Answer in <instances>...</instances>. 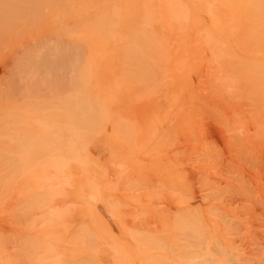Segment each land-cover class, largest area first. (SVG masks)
Segmentation results:
<instances>
[{
  "label": "bare ground",
  "instance_id": "1",
  "mask_svg": "<svg viewBox=\"0 0 264 264\" xmlns=\"http://www.w3.org/2000/svg\"><path fill=\"white\" fill-rule=\"evenodd\" d=\"M76 1H78V0H76ZM87 1L88 0H86L85 3ZM91 1L93 2L95 0H91ZM107 1H109V0H107ZM116 1H120V2H118L119 5L118 4L114 5L117 3V2L113 3L114 1L113 2H110V1L107 2L109 4L111 3V5L113 3L112 7H110L111 5L109 6V4H108V6H109L108 11H106L108 8L107 9L102 8V6L103 7L107 6V4L106 5L104 4V2H102L103 3L102 4L101 1H98V3H101L100 6L96 5V3L93 4V5H96L97 7L91 6L92 8L95 7L91 11H95V12L99 11V13L97 14L98 18L96 17V14L94 16L92 15L93 18L96 17L94 20L90 16L91 15L90 13H94V12L90 11L91 7L89 9L87 8V11L84 10L83 8L80 9V10H82L81 14L82 13L84 14V15L82 14L83 18L79 14L80 12L79 13L76 12V14L73 13V10H72V12H70L69 11L70 6H69V8L67 6V5H69L70 0H0V264H53V263L54 264L55 263L56 264H86V262L87 261L90 262V259H92V258H93L92 261L96 262V261H94V259L97 260L100 257L99 254H101L102 255L101 257H103L104 255H108L109 254L108 252L110 250H111L110 253H112V250L115 251L117 249V245H118L117 242H120V244H121V241H123V240H121V238L118 239L119 236L116 239L115 235H114L115 240L113 241L114 238L112 236L113 234L117 233V231L120 232V231L124 230L121 227L124 224L123 221H120L121 223H123V224L119 223L121 225H119L117 223V222H119V220H117V222H114V223L112 221V223L114 225H115V223L118 224V226L116 225L117 226L116 228H118V229L116 232H115L116 229L115 230L110 229L111 232L114 231L115 233L113 232L112 235L110 233V234H108L107 237L103 238L105 240L107 239V242H105V244L107 245V246L105 245V250L108 249V252L105 251V253L107 252V254H104L103 253L104 251L99 253L100 251L103 250L102 248H104V245H103L104 242L100 243L102 240L101 241L99 240L100 239V237L98 238L99 232H98V234H96L97 233L96 231L100 230V231H102V234H103L106 230L109 229L108 227L111 224L110 219L112 218L111 213L113 212V211H111V213H109L110 218L108 216H106L105 214H103V215H105L106 218L107 217L109 218V219L107 218L109 221L105 217L103 218L105 223H106V220L109 223V224L106 223L108 225L107 226L102 221L103 219H102L101 213H103L104 210L100 204L101 202L98 203V201L102 197V195L99 196L100 194H102V193L99 194V192H107L108 188H106L107 187L106 184H108V183H106V184L103 183L101 181V179H99V178L102 177L103 174L106 175L107 172L103 173V174H101V173L105 169H107L109 167V165H111L110 162H112V163L116 162L115 160L114 161L112 160L114 158V154H116L115 151L113 154L112 150H117V149H112L111 144L115 143L119 139V137H118L119 131L118 132L115 131V133H109L103 137L101 136V134H97L99 132L95 131V129L92 128L90 123H92V118H94V116L99 117L101 114H100L99 110H96L94 112L93 107H95V106L100 107L102 105L107 107L110 104L116 103L118 105V103L121 104L123 102V105H127V106L126 107L124 106L125 109L120 114L121 116L120 117L117 116V117H119L118 119L122 122L131 120L129 122L128 128L131 129V133H134V137L138 136L140 130H143L144 128L147 127L146 129H148L147 131H149L148 141L149 142L154 141V140L158 141L157 145H155L153 148H151V150L156 148V150L158 149L159 151H161V153L165 154L160 148H164V149L165 148H189L190 141H191V140L189 141V139H191L190 138L191 136L189 137L190 134L186 135L187 133L186 134L182 133V135L179 134V136H177V135L172 133V132H174L172 130V123H173L172 121H174V119H176V117L178 118V116H177L178 114L179 115L182 114L180 112V110L182 108L181 106H179V108L177 109V113L175 114V116L170 117L169 120L164 123V126H162V124H160L156 121H151L152 120L151 118L157 117V115H158L157 106L160 105L159 104L160 102H167V104H168L169 103L168 101L172 100L171 101L172 104L173 103H175L176 105H178V103L181 104L179 93L174 94V92L172 91V88L177 86V85H182V84L187 83L189 81H193L194 77H192L193 75H191L192 74L191 70H188L189 67L193 68V70H194L195 66L200 68V70H199V68H198V70H197V68H195L197 71H194L193 74H195L196 76L199 74L198 71L202 72L201 68H203V66H205V64H206L205 61L207 59V58L205 59V53L204 52H205L206 48H208V47L205 48V46H206L205 44H207V43L200 41L201 36H200V38L197 39V37H198L197 35L198 34L202 35L201 34L202 32L198 33L201 29H202L201 31H205V29H206L207 32H203V33L207 34L209 32L208 27L210 28L211 24L208 27H206L208 24L206 23L207 24L206 25L204 22L207 19L206 20L202 19L201 21L204 20L202 22V24H200L201 21L199 20L200 25L197 23L198 26L195 27L196 23H194L193 20H194V18H195L194 16H196V14L192 12V10L194 11L195 9L191 10L189 8V10H191L190 11L191 15L189 14L190 12H188V14L186 12L182 13V14L184 16L186 14V17L189 15H190L189 17H191V18L194 17L193 19H191L193 21V23H191L187 19L190 27L188 25V28H185L186 25H184V22H182L181 20H183V21H186V20H184V16L181 14L183 18L181 17L182 19L180 20L182 22V24L181 23H180V25L178 24V26L180 28L176 29V32H175L174 28L172 29V31H170L171 29L170 30L167 29V30H169V32L167 31L166 36H168V34H169V38H172V39H169V41L171 40L172 45L170 44L171 45L170 48H168V50H166V52H163L164 47L166 49V46L168 44L164 46V44L162 42H160L161 41L160 39H158L159 41L156 42L157 46H155L156 44L151 45L150 44L151 41L150 42L147 41L149 44L148 43L146 44V38H148L147 36H145L146 37L145 40H144L143 36H141L144 41L141 39V37H140V39H141L140 41H142V42L139 41L138 37L140 36V34L138 36L137 33L136 34L134 33V32H137V30L139 31V29L136 28V27H138V23L136 25L134 23L135 22L134 20H136L137 18H135L134 20L132 19L133 21H130L129 17H128L130 15H128L127 17L125 16L123 21H122V17H121L122 15L121 14H122V12L126 13L125 10L127 8L125 10L124 9L121 10V13H120L119 8H121V7H119V6H121L122 3H121V0H116ZM131 1L133 2L136 0H130V4H128L129 1H127L128 3H125V6H126V4L130 6V7H128V10L131 9V7H135L133 5L134 2L132 4L133 6L131 5V3H132ZM190 1H192V0H189V2ZM139 2L138 3L135 2L136 4H138V7L140 4ZM185 2H187V0ZM233 2L234 1H232V3ZM248 2H249V0H248ZM263 2H264L263 0H258V3H259L258 9H259V12L261 11V14L264 13V11H263L264 10V3ZM146 3L144 5H146ZM234 3H236V2H234ZM234 3H233V5H234ZM70 4H72V3H70ZM86 4L88 5L89 3H86ZM147 4H149V3H147ZM56 5H59V6L63 5V7H61V8H62V11L64 10V12H62L61 8H60V11L62 12L63 15H61V12L58 13L59 10H57V12H56V9H58V8H55ZM73 5L75 6L76 3ZM85 5L83 7H85ZM190 5H191V2H190ZM195 5H197V4H195ZM116 6H118V8ZM183 6H184V4H183ZM241 6H240V8H241ZM65 7H67V8H65ZM71 7L74 9L73 6H71ZM113 7H114V9H113ZM195 7H197V6H195ZM224 7H226V6H224ZM53 8H55V10H53ZM98 8H99V10H98ZM110 8L112 10V17L115 16L114 18H112L110 13H109ZM136 8L137 7H135L136 12H134V9L132 8L133 9L132 12L134 14L131 12V10H129V14L131 13V16H134L135 13H137V12L139 14L140 13L139 10H143L142 8H145V6L140 7L139 10H136ZM260 9H262V10H260ZM102 10H104V11H102ZM114 10H117L119 12V14L117 15L116 13H118V12L114 11ZM85 11L88 14L85 15ZM101 11H102V14H101ZM113 11H114V14H113ZM187 11H188V9H187ZM203 11H207V10H203ZM225 11L223 10L221 12L222 14H220L222 18L229 17V12H227V11L225 12ZM243 11H245V10H242V13H244ZM246 11H247V9H246ZM106 12L108 14L104 15ZM158 13H160V12H158ZM192 13H193V15H192ZM197 13H199V12H197ZM247 13H249V12H247ZM255 13H256V11H255ZM78 14H79V16H78ZM217 14L218 13H216V15ZM60 15H61V17H60ZM109 15H110V17H109ZM119 15H121L120 16L121 17L120 23L116 19L119 17ZM242 15L246 17V15H244V14H242ZM104 16H108L109 18L106 19V17H104ZM138 16L139 15H137V17ZM140 16H142V15H140ZM153 16L154 15H152V17ZM175 16H177V15H175ZM209 16L207 15V17H209ZM211 16H213V15H211ZM252 16H255V15H252ZM77 17H78V19L80 17L82 20L76 19ZM158 17H159V15H158ZM166 17H168V16H166ZM84 18H85V20H84ZM86 18H89V19H87L88 21H91L90 20V18H91L94 23L96 20H98L100 18L98 21L100 23H102V21H103L104 22L103 26L108 24L106 26L107 31L105 33L109 34V31L112 32V33H110L109 37L111 36V34H114V32L117 33L116 27L120 24L123 31H127V33L126 32L125 33L121 32V33L127 34L128 38H127V35H123V34L122 35L124 36L125 39H128V40H125L124 38L121 39V36L119 39L118 37H119V35H121L120 33L114 34L113 37H111V38L117 37L119 40L117 38H116V40L113 39L116 42H114L113 40H109L108 35H106L104 33V36H103V32H104L103 29H105V28L103 26H101V24H99L98 21H96L95 24L93 22L86 23V22H88L86 20ZM103 18H105L107 20V24L105 23L106 20ZM211 18H213V20H215L214 16ZM110 19L116 20L119 24L115 27L113 26L111 29L110 27L112 26V24H115L117 22L116 21L114 22V20H110ZM144 19H146V18H144ZM227 19H229V18H227ZM241 19H242V17H241ZM139 20L143 21V17L137 19L138 22H139ZM78 21H84V22L79 23ZM109 21L111 22L110 27H108L109 23H110ZM155 21H157V20H155ZM155 21L153 19V22H154L153 24L157 25V23H158V27H159L160 23L157 22L155 24ZM176 21H178V20H176ZM187 21H186V23H187ZM248 21H251V20H248ZM150 22H151V25H150ZM150 22H146V23H148L150 28H151V29L150 28H148V29L152 30L153 29V27H151L152 21H150ZM208 22L210 23L211 21L209 20ZM91 23H92V25H89ZM177 23H179V22H177ZM213 23H215V21ZM80 24L84 25L85 27H83V26L81 27ZM86 24H88L91 29ZM96 24L100 26V29H98L99 26H97ZM141 24L144 25L145 23L142 22ZM76 25H77V27H76ZM143 25H141L140 27H142ZM174 25H177V24H174ZM183 25H184V27H183ZM212 25H211V27H212ZM86 26L91 31L93 30L91 32L92 34L90 33V31H89V33H87L88 29L86 28ZM133 26H134V28H136V30L133 29L134 31L131 30ZM149 26L147 25L146 27H149ZM160 26H163V25H160ZM102 27H103V29H102ZM144 27H145V25H144ZM158 27L156 26L155 29H157ZM172 27H174V26H172ZM113 28L114 29L116 28L115 31L113 30ZM159 28L161 29V27H159ZM247 28H249V27H247ZM255 28H257V26ZM108 29H109V31H108ZM142 29H144V28H142ZM146 29H144V31ZM155 29L153 32L157 33V31H155ZM98 30L99 31L101 30V32H102L101 33L102 35H98V36H103L104 39H102L101 37L98 39L97 38L98 36L97 37L92 36L93 32H95L96 35H97V33L100 34V32ZM150 30H148V31H150ZM226 30L230 31L228 29V27L226 28ZM128 31H132L134 34L131 33L133 35L131 37L133 38L135 35L136 38L132 39L130 37V33ZM140 31H141V29H140ZM160 33H162V32H160ZM89 34H91V35L89 36ZM210 34H212L211 31H210ZM105 35L107 38H105ZM209 35H207V36H209ZM204 36H205V34H204ZM223 36L226 37V35H223ZM150 37H151V35H150ZM206 37H204L203 39L206 40ZM228 37H229V34H228ZM100 39H102L104 41H102ZM108 40H109V42H106ZM147 40H149V39H147ZM165 40H167V39H164V41ZM208 40L211 41L212 39L211 40L208 39ZM226 40H228V39L226 38L224 41H226ZM171 42H169V43H171ZM196 42H197V44L199 42V45H200V42L202 43L199 49H202V50L205 49L204 52L203 51L200 52L197 49L198 46L196 45ZM210 44H212V43L210 42ZM140 46L144 49H139V50L135 49V48L140 47ZM202 46H204V47L202 48ZM167 47H169V46H167ZM216 47H218V46H216ZM211 48H212V46L210 47V49ZM194 49H197L196 51H199L201 54L202 53L204 54V59L202 58L203 56L201 58L205 61L202 60V63H200L201 59H200V57H198V59H200V60L196 64L197 57L194 54L195 53ZM135 50H137V51H135ZM157 50H159L160 53H158ZM162 52H163V54H162ZM191 52L192 53L194 52L193 53V59H191V60L193 61L196 58V61L195 62L193 61L194 63H192V61H189V60L187 62V60H186V58H188L190 56ZM207 52L209 53L210 50L208 49ZM207 52H206V54L209 55L210 53L208 54ZM249 52H250V50H249ZM194 56H195V58H194ZM197 56H199V55H197ZM191 57H189V59ZM210 58H212V57H210ZM199 63L201 65L202 64H204V65H202V67H201ZM207 64H208V62H207ZM245 64H246V62H245ZM253 66H255V65H253ZM212 67H210V68H212ZM145 71L153 72L156 77H158L159 75L164 76V78L161 79V80H163L162 85H160L159 87H153V89H151L152 87H149V86L146 87V85H143L144 87H146V89H141L143 86L141 87L140 81H142L143 84H144V82L146 83V78H144V76L142 75V74H144ZM258 71H260V70H258ZM189 72H191V73H189ZM195 72H197V73H195ZM203 72L208 73L207 68ZM210 73H212V72H210ZM196 76H195V78H197ZM254 77H256V76H254ZM248 78H249V76H248ZM241 79H242V77H241ZM245 79H247V78H245ZM238 80L239 79H237V81ZM247 81H249V80H247ZM256 81H258V80H256ZM261 81H262V86H263L264 75H263V77H261ZM201 82H202V80H201ZM259 85H261V83ZM250 86H252V85H250ZM262 86L259 88L264 89V86L263 87ZM84 87L86 89L85 91H84ZM81 88L83 89V91H81ZM157 88H160L161 90H158ZM254 90H256V88ZM192 91L193 92H191V95L195 96L196 95V94H194L195 91L194 90H192ZM261 92H263V93H261ZM170 98H172V99H170ZM263 98H264V91L260 89V93L257 92V94L255 96V100H256L255 105L257 106V108L255 107V109L256 110L260 109V112H262V113H260L257 116V119L255 120L257 123L254 122V125H255V123L257 124L256 125L257 127H255V128H257L256 129L257 131H255V132H257L256 133L257 135L254 134L255 139H257V137H259V136L260 137L257 139V141H255V143H254L253 139H249V141L246 144V140L248 139L247 136H245L247 139L244 137L245 141H243L244 139L242 136L238 137V136H235L237 134L233 133L234 137L231 136L232 134L230 136L232 138H235V139L238 137V139H236V140H239V141H237V146H238V144H239V146L241 144L240 147H242V148H254V145L253 144L251 145V143H254L257 145V146L255 145L257 148H264V115H263L264 114L263 113L264 112V102L262 100ZM202 99H203V97L201 98V100ZM192 100L189 99V102L190 101L192 102ZM187 102H188V100H187ZM192 103H195V102H192ZM252 103H253V101H252ZM163 104H165V103H163ZM167 104H165V105H167ZM172 104H170L169 107L171 106V108H172L173 107ZM187 104H186V106H187ZM189 104H188V108H189ZM162 107H163V105H162ZM169 107L165 108L164 110L168 111ZM183 107H184V105H183ZM201 108H203V107H201ZM185 110L189 111L187 108H185ZM197 111H198V109H197ZM253 111H254V109H253ZM195 112L193 111L192 113H195ZM185 113H187V112H185ZM256 113H258V111ZM166 114H167V112H166ZM187 114H189V113H187ZM195 114H193V115H195ZM127 116H132V117H131V119H129ZM164 116H166V115H164ZM183 116H186V114L185 115L182 114V117ZM189 116H191V115H189ZM186 117L185 118L183 117L182 119L181 118L180 119L181 120L184 119V121H183L184 123L187 120L190 123V121L192 120L191 124H196V123H193L194 118L189 120ZM189 118H191V117H189ZM185 119H186V121H185ZM177 120H179V119H177ZM188 121L186 122V124H189ZM89 124H90V128L87 127ZM180 124H182V121L179 122L178 124H177V122L175 124V121L173 123L174 127H176L175 129H177V128H182L183 130L187 129V125L185 126V124L184 125H180ZM249 133H253V132H249ZM243 135H245V134H243ZM248 136H250V135L248 134ZM240 137H241V139H240ZM251 140L253 142H251ZM206 143H208V142H206ZM234 143L235 144H233V145H236V142H234ZM242 143H244V144H242ZM237 146H235V147H237ZM200 147L202 148V146H200ZM209 147L210 146H208V148ZM240 147H237V148H240ZM133 148H136V146ZM141 148H142V150H144L143 148H146V147H141ZM120 149H122V148L120 147ZM125 149L128 150L129 148L127 149V148L123 147L122 150L125 151ZM146 149H148V148H146ZM133 150L134 149H131V152ZM139 150L140 149L138 148V151ZM142 150H141V153H142ZM151 150L149 148V151L148 150L147 151L150 152ZM153 151H155V149L152 150L153 154H155V152H157V151H155V152H153ZM148 152L147 153L144 152V153H142V155H145V154L148 155ZM172 152L175 153V149H174V151L172 150ZM120 153H121V151H120ZM120 153L116 154V155L119 157H122L123 160H126V162H127L128 160L124 159L126 154H125V156H123V154L126 153V151L125 152L122 151L121 156H120ZM135 153L138 154V152L136 151V152H134V154L132 153V155H134L133 156L134 160H136L134 158ZM141 153H140V155H141ZM153 154H152V156H153ZM170 154L172 156V153H170ZM177 154L180 156L181 152H180V154L179 153H177ZM177 154H174V155H177ZM128 155H129V153H128ZM128 155L125 158L132 156V155L131 156L130 155L128 156ZM149 155L151 156V154H149ZM150 156L147 157V159H145V160L142 158L144 160V161L143 160L142 161L145 163V165L147 164V166L149 163H152V161H153V164L155 162V160H153L154 157L151 158ZM157 157H159V156H157ZM189 157H188V159H190ZM204 157H206V156H204ZM208 157H209V155H208ZM245 157H246V155H245ZM115 158L117 159L116 156H115ZM164 158H169V157H164ZM168 160H167V163H168ZM171 160L172 159H170L169 161H171ZM178 160H179V157H178ZM191 160L193 161V158ZM117 161L119 162L118 159H117ZM121 161L122 160H120L119 164L122 166L123 163L121 164ZM122 162H125V161H122ZM129 162H130V168L128 167L129 170H127V172L123 171V170H126V168L122 170V167L120 165H118L120 168L117 167L118 171L122 170L123 171V172L121 171L122 173H124V174L127 173L125 175L126 177L127 176L132 177V176H134V174H136V173H134V170L132 171V169H131L134 167V166L131 167L132 166L131 164L133 163V161H128V163ZM138 162H140V161H138ZM164 162L166 163V159L164 160ZM194 162H196V161L194 160ZM134 163H135V161H134ZM162 163H161V165L163 166V164H165V163H163V164ZM172 163H175V162H173V161L170 162V164H172ZM114 164H112V165H114ZM155 164H154V167H152V169L156 168ZM134 165H136L140 168L141 166L143 167L144 164L139 165L138 163L137 164L135 163ZM253 165H255V164H253ZM128 166H129V164H128ZM151 166H153V165H151ZM125 167H127V166H125ZM145 167H143V168H145ZM159 167H161V166H159ZM179 167L182 168L180 165H179ZM115 169H113V168L110 169V170L114 171L115 175L112 174L111 176H113V177H111V179H110V177H108L109 179H107V177H106L105 180L106 179L108 181L111 180L110 182H112V178H113V180L116 182L117 179H119L121 177V173H120V176H117V172H116L117 170H115ZM133 169H135V171H136L135 167ZM145 169L148 170V168H145ZM168 169L170 171L172 170L171 167H168ZM156 170H158V167L155 169V172H156ZM163 170L164 169H162V172H163ZM176 170H177V167H176ZM228 170H229V168H228ZM105 171H107V170H105ZM130 172H132L134 174L132 175V173H130ZM145 172H146V170H145ZM204 172H206V171H204ZM128 173L131 174V176ZM139 173L141 174V171H139L138 175H136L137 176L136 179H138V181H139V177H141V179H140L141 181L145 180L144 179L145 177H146V179L148 178L147 179L148 181H144V182L139 181L142 184L143 183L147 184V182H148L147 187L145 186L146 184L144 186L142 185L143 187L138 186V187L144 188V190H146V188H147V190L149 189L148 188L149 184H151L150 188L155 187L152 184L153 183L155 184V180L157 179V177H158V179L161 178L160 175H158V174H155V176H154L152 174L153 171L150 172L152 177L150 176V174L148 177V175H147L148 173H146L147 176H145L143 178L144 173H142V175H139ZM262 173H263V171H262ZM161 174H163V173H161ZM164 175H166V174L164 173ZM115 176L117 177L116 179L114 178ZM153 176H154V178L156 176L157 177L151 183V181H149V179L153 180ZM166 176H168V175H166ZM233 177H235V176L233 175ZM162 178H161L162 181L160 180L161 182L157 179V182L158 181L160 182L158 184L162 185V182L165 181V183L163 182V184H166V185H163V187L164 186L167 187V185L170 184L171 179L169 180V176H168V178L166 177L169 180L168 182H166L167 179L164 180V178H165L164 176H162ZM203 178H204V176H203ZM122 179H121V181L119 179L118 182L119 181L122 182L123 180H127V182L125 181L124 185H126V183L127 184L129 183V185H130L131 181H133V180H130V182H128V180L131 178H129V179L125 178L123 180ZM132 179H133V177H132ZM173 179L175 182L176 181L175 178H173ZM230 180H232V179H230ZM140 183H138L137 185H139ZM120 184H122V183H119L116 185L118 186ZM204 185H205V183H204ZM115 186L113 185V183H110V189L109 190L115 191L114 189L117 188V186H116V188H115ZM130 186H133V185H130ZM134 186H136V185H134ZM108 187H109V185H108ZM111 187H114V188H112V190H111ZM133 187H132V190L130 187H129L130 189H128V190L132 191L133 195H134L135 192L137 193L138 190L140 191V188L138 189V187H134V188ZM156 187L159 190L157 191L155 189V191H154L155 196L153 195V193L151 194L153 188L150 190L149 193L143 192L144 191L143 189H142V191H140V195H141V192H143L142 196L145 194L152 195V196L149 195L151 199L149 198V196L145 195L148 197V199L152 200L151 203L148 202V199H146L145 196H143V197L139 196V192L137 193V196H138L137 199H139V200H137L136 198H135L136 199L135 200L134 197H132L134 199V203L136 201L135 205H138L139 208H137V206H134L133 204L127 205L128 202L124 201L126 203V205H124L125 209H128V210H125L124 208H122V210H124L127 215H130V218H129V216L128 217L126 216V218H129V220H131V221H132V219L135 218V216L133 218V216L131 215L132 213L131 214L128 213V211H130L129 208H131L133 206L134 208H132V209H135V207H136V209H140L139 211L137 210L138 212H140V211L144 212L145 211L144 216H142L143 218H141V216H140L139 217L140 219L138 218V216H137L138 214L136 212L135 223L137 224V222H138L139 223L138 225L141 226L142 229L137 225V227H139L138 230H136L137 228L136 229L133 228L134 230H136L135 231L136 233H135L132 230V227L129 228L130 231H129V229H128V231L131 233L127 232L128 233L127 234L124 232L126 234V236L128 235L127 237H129L131 235H134V236L136 235L135 237L139 236V238H140V234H142L143 235V236L141 235L142 240L144 237L145 238L144 240L146 241V240L153 238L152 236L156 235V234L151 233L152 236H151V238L148 239L149 235H151L150 234L151 231L154 232L157 229L155 231L157 233V235H158L159 231H162L158 227H160V228L162 227L161 229L164 228L165 230L164 229L163 230L166 231L167 228L165 226L167 225V223L164 222L166 224L164 227H163L164 224L162 225V222L164 220H166V218H167L166 217L167 216L166 205H167L168 201H166V195L167 194L170 195L169 193H171V195L175 196V197L172 196L173 198H175V200L179 199V201H180L181 197H178V196L181 195V192H179V190L177 191V188L175 187V183L172 187H175L176 190L170 186V188H172L173 191L169 192V193L167 192L168 187L167 188L165 187L166 192H163V191H165L163 189L160 192L161 188H159L158 185ZM177 187H178V185H177ZM118 188H120V189L118 190ZM118 188H117V191L122 193V194H120L118 192L121 196L123 195V193L125 194V192H127V191L122 192L123 187H122V189L120 186ZM127 188L124 190H127ZM170 188H168L169 191L171 190ZM103 189L105 191H103ZM134 189H135V191H134ZM174 190H175V192H179L180 194H177L178 195L177 196L176 193H173ZM132 192L128 191L127 194L124 195V196H126L125 197L126 200L128 198H131L130 196H133V195H131ZM157 192H160V193H158V195H156ZM227 192H229V191H227ZM118 193L114 192L115 195ZM164 193H166V194H164ZM233 193H236V191H234ZM109 194L111 195V194H113V192H111ZM213 194H214V192H213ZM107 197H109V196H107ZM139 197L140 198L142 197V199L144 198L143 200L148 202L149 204L144 202ZM152 197H153V199H152ZM154 197H155V200H154ZM176 197H178V198H176ZM97 198H99V199H97ZM169 198H170V196H169ZM169 198H167V199L169 200ZM188 198H186V200ZM118 199H119V197H118ZM118 199H116V200H118ZM156 199L159 201H157ZM164 199H165V201H164ZM181 200H182L181 203H183L184 199L182 198ZM189 200H190V198L187 201H185L186 204L188 205V207L190 205L192 206L191 203H194V202H191V200H193V199H191L190 201ZM121 201L123 202L122 199H121ZM128 201L130 202V200H128ZM154 201H156V203L161 202L162 204H165V206L161 205V206L165 207V208L162 207L161 209H163V210L166 209L165 210L166 213L163 212V210L161 211V209H160V213H159V211L158 212L154 211V210H157V208L161 207V206H159L160 203L157 206ZM207 201H209V199ZM106 202H108V201H106ZM106 202H103V203L106 205ZM118 202H120V201H118ZM137 202H139L140 205ZM142 202H144V203L141 204ZM163 202H166V203H163ZM185 202L183 204H181L180 206L181 207H182V205L186 206ZM109 203H107L108 206L110 205ZM123 203L120 202L121 205H123ZM130 203H132V202H130ZM130 203H128V204H130ZM169 203H171V202H169ZM176 203H178V202H176ZM260 203H262V202H260ZM104 204H102V205H104ZM116 204H117V201H116ZM145 204L146 205L148 204V205L146 206ZM171 204H170L171 208L172 207L174 208L175 206H176L175 208H177L178 204H176V205L174 204L175 206L173 204H172L173 205L172 206ZM112 205H115L114 202L111 204V206ZM141 205H143L144 209L146 208V210L143 211L141 209L142 208ZM111 206H109V208ZM117 206H119V205H117ZM127 206H131V207H127ZM170 206L168 205V207H170ZM113 207L114 206H112V208ZM147 207H148V209H147ZM105 208H107V207H105ZM182 208H184V207H182ZM182 208L179 211H181V213H183V214L186 212V214H187V211L184 210V212H183ZM190 208L192 210V209H195L196 207L194 206V208H192V207H190ZM190 208L188 210H190ZM241 208H242V206H241ZM114 209H115V207H114ZM118 209L119 208L117 207V210H114V211H119L120 209L119 210ZM177 210L178 209H175L173 211L176 212ZM191 210H190V213H194V211H197V210H193V212H192ZM206 210L204 212H206ZM153 211H154V214L152 213ZM173 211L170 210L169 213L172 214V213H174ZM236 211H237V209H236ZM120 212H122V211H120ZM120 212H119V214H120ZM155 212L157 213V215ZM213 212H215V211L213 210ZM244 212H246V211L244 210ZM113 213L116 214V212H113ZM162 213H165L164 215H166V216H163ZM181 213L179 212L178 214L183 216V214H181ZM190 213H188V215H190ZM217 213H213V214H217ZM119 214H118V217L120 216ZM170 214H168L170 216V218L174 217L173 219H171V223L169 220L170 224H172V220H177V221H175L176 224H178L177 222H179V221L181 222V219L178 221V218H176V217H181V216H178V214L177 215L175 214V216H173L174 214H172V216H173L172 217ZM133 215H134V213H133ZM152 215H155L156 217L158 215H160L158 217H161V218H158V220L159 219L163 220V218H164L163 221L160 220L161 224L159 223V226H157V228H156V225H158V223H156V221H158V220L157 219L154 220L156 224L154 223V221H150L151 218L149 220L150 216L153 217ZM220 215H222V214H220ZM113 216H114V214H113ZM169 216H168V218H169ZM123 217H125V216H123ZM114 218L115 217H113V219ZM126 218H124V219H126ZM231 218H232V216H231ZM136 219H138V221ZM222 219H223V217H222ZM190 220H188V221L190 222ZM194 220H196V218ZM208 220L209 219H207L206 221H208ZM131 221L128 222V220H127L126 223L132 224ZM185 221H183L184 224H185ZM200 221L199 222L197 221L199 223V224L197 223L199 226L202 224V223H200ZM206 221H203L204 225L206 224L205 223ZM167 222H168V220H167ZM245 222H247V221H245ZM101 223L102 224L104 223L107 227V229L104 232H103V230H104L103 227L106 228L105 225H103V227H102L103 230L99 229V226L100 225L102 226ZM152 223L154 225H152ZM229 223H231V222H229ZM192 224H190V225L192 226ZM169 225H168L167 230H171V228L176 230L177 226L169 227ZM173 225H175V224H173ZM181 225H182V222H181ZM181 225H178V226H181ZM196 225H193V226L196 227ZM207 225H208L207 228L209 226H211V225H209V223ZM232 225H235L234 221H233ZM124 226H123V228H124ZM126 226L130 227V225H126ZM170 226H172V225H170ZM83 227H84V229H83ZM120 227L122 230L120 229ZM149 227L152 228V230L147 231L149 233V234H147L144 229L148 230L147 228H149ZM182 227H184V225ZM237 227H238V225H237ZM112 228H113V226H112ZM199 228L200 227H198V229ZM86 229H87V231H85ZM153 229H155V230H153ZM232 229H233V227H232ZM177 230L182 232V230H180V227H178ZM199 230H201V228ZM213 230L214 229H211L210 231L208 230V232H211ZM260 230L261 229H259V232L257 231V233H260L259 235L263 236V240H262V237H261L262 241L259 238H257V240H256V237H260L259 235L254 236L252 234L254 236V237H252V236H250L251 234H249V236L248 235L247 236L250 238H248L247 236H245V238L243 237L245 240H247V241L249 240L248 241L249 243L246 244L247 242L243 239V241H245V242H243V243H245V244H243V246L245 245L243 248H242V244H240L238 241L237 242L241 246L240 245L237 247L235 246L236 247V250H235V247L233 246L234 244L232 246L228 247V246H225V244H220L222 241L220 242L218 239V241L220 243L216 241V245L214 242V246L211 244L212 245V246L210 245L211 247H209L206 244L208 246V248H207V246L205 248L204 245L203 246L201 245L204 242H202V243L200 242L199 244L201 246L200 245L198 246V247H200V249L197 250L196 253H194L195 256L193 255V252L196 251V250L194 251V249H193L194 247H190V249L192 248L193 252H192V250H189L190 253L192 252V256L189 252H187V253L190 254V256H189L190 258H192L194 256L197 259L196 264H201V263H204V264H264V233H263L264 229L261 231ZM84 231L87 232V234ZM124 231H126V230H124ZM137 231H139V232H137ZM144 231L148 237L144 236V235H146L145 233H143ZM164 231L162 234L165 236ZM184 231H185V229H184ZM202 231H204V230H202ZM236 231H238V229ZM132 232H134V234ZM168 232L170 235H168V233H167V235L172 236L171 238H173V235L171 233L174 234V237H175V234H180V232L179 233L177 231L173 232L172 230L168 231ZM201 232H198V233H201ZM239 232H236V233H239ZM106 233H108V232L106 231ZM106 233H104L103 235L105 236ZM159 233H161V232H159ZM203 233H205V232H203ZM245 233H246V231H245ZM254 234H256V232ZM109 235L112 237H110ZM186 235H187V233H186ZM116 236H117V234H116ZM168 236H166V237H168ZM196 236H199V235H197V233H196ZM233 236H235V234H233ZM135 237H133V236L130 237V238H132V240L136 241L135 244L140 243L142 241V240L140 241L139 238H135ZM177 237L180 238V235H177L175 238H177ZM109 238H110V240L113 241V244L112 243L111 244L115 245V247H112L109 245L110 244ZM158 238H160V239L162 238L160 236V234H159ZM171 238L169 237L168 241L170 239V242H172V241L177 242V240H175V238H174V240H171ZM179 238H178V241H179ZM192 238H195V237H192ZM251 238H253V240ZM101 239H102V237H101ZM137 239L139 240V242ZM160 239H159V241H160ZM184 239H186V238L184 237ZM210 239H212V238H210ZM214 239H216V238H214ZM116 240H117V242H115ZM128 240H130V239H128ZM144 240H143V242L146 243L148 246V241L145 242ZM155 240L158 241V239H156L154 237V240L153 239L149 240L150 241L149 243H151V241H155ZM164 240H165V237H163L162 241H164ZM166 240H167V238H166ZM191 240H193V239H191ZM195 240H197V239H195ZM201 240H202V238H201ZM124 241H126V240H124ZM134 241H133V243H134ZM197 241H196V243H197ZM126 242H124V243H126ZM143 242L141 244L142 247H140V245H137V244L133 246V248H135L134 249L135 254L138 253L137 255L139 257L141 255H142L141 257H143V256L145 257L147 255L149 256V257L147 256V258L149 260L146 258V259H144V261L140 257L141 262L138 260L139 264L143 263V262L145 264V260H147L148 262H150V260H152V262H153L154 259L158 260L159 257L161 258V260L163 258V262L159 259V261H160V262L158 261L159 263H164V261H166V263H167L170 260L169 257L171 258L172 255H173V257H172L173 259H171V262H172V260H174V261L171 264H176L178 261L180 262L181 256H180V258H179V256H176L179 254L178 252H180V250L178 248L180 246L179 242H178V245H177V243L174 244V246H176V245L178 246L176 248L174 247L176 249V252L174 251V254L177 253V254H175V256H174V254L171 255V253L173 252V251H171L172 249L168 250L169 244L172 245L173 243L168 242L169 243L168 247L165 244L167 242L162 243L163 245L165 244L164 245L165 247H167L166 248L167 251L171 252L170 254H168V252H167V254H163L166 252V250L165 251L163 250V252H159V251H162V249H163L162 248L163 245L160 244L161 242L159 243V245H156L157 244L156 241H155V244L151 243L149 245L150 248L153 245L159 246L160 249L158 247V251L156 250L157 249L156 247H155L156 251L155 250L151 251L149 249V247L143 246V244H144ZM231 242H232V240H231ZM128 243L129 242H127V244ZM181 243L182 242H180V244ZM209 243H211V242H209ZM218 243H219V245H217ZM238 243H237V245H238ZM101 244H102V247H100ZM122 244H123V242H122ZM146 244H144V245H146ZM108 246H109V248L112 247V248H116V249H109V248H107ZM129 246H130L129 248L131 249V251L128 248L127 249L130 252H132L133 249L131 247V244H129ZM135 246H137V247H135ZM138 246H139V248H138ZM191 246H194V245H191ZM127 247H128V245H127ZM143 247L149 249L150 251L147 249H144ZM201 247L205 248L204 249L205 252L202 250ZM99 248H101V250ZM140 248H142V251H143L142 253H140L141 252ZM238 248H241V249H238ZM152 249H154V247ZM122 250H121V252H122ZM136 250L139 252H137ZM144 251H147V255H145L146 253H144ZM114 253L115 252H113V254ZM125 253L123 252V255L124 254H125L124 256L127 255L126 258L128 260V258L131 256V253L129 254V257H128L127 252H125ZM139 253L141 255H139ZM161 253L163 254V257H161V255H162ZM113 254H112V256H113ZM189 254H187V255H189ZM115 255L117 258H119V260L122 259V261H125V259H126V258H124L122 253H121V255L123 256L124 260H123V258L118 257L117 254H114V256ZM121 255H119V256H121ZM167 255H171V256H167ZM112 256H110V257H112ZM132 256H133V252H132ZM106 257L107 256H105L101 259H98L97 261H100V262L103 261L105 264L106 263L105 261L107 260ZM110 257H109V259H110ZM134 257L136 259L132 260V257L129 258V260L131 259L130 260L131 262L133 261L132 264L134 263V261L136 262L137 259H139V257L137 258L136 255H134L133 258ZM165 257H168V259L166 258L167 260H165ZM176 257H178L179 259H177ZM117 258L115 260L116 262L119 261V260H117ZM190 258L187 259L184 257L183 259H184V261L186 259L190 261L191 260ZM104 259H106V260H104ZM175 259H177V260H175ZM107 261H109V260H107ZM122 261H119V263H117V264H121ZM184 261L181 260V262H184ZM103 262H101V264H103ZM154 262H156V260H154ZM179 262L177 264H180ZM98 263H95V264H98ZM192 263L195 264V262H192ZM108 264H112V263L110 262ZM181 264H183V263H181Z\"/></svg>",
  "mask_w": 264,
  "mask_h": 264
},
{
  "label": "rangeland",
  "instance_id": "2",
  "mask_svg": "<svg viewBox=\"0 0 264 264\" xmlns=\"http://www.w3.org/2000/svg\"><path fill=\"white\" fill-rule=\"evenodd\" d=\"M75 1V2H74ZM85 1L86 0H78V1H76V0H70V3H72V4H70L69 3V5H67L68 6V8H69V6H70V9H69V11L70 12H72V10H73V13L74 14H76V12L77 13H79L81 16H82V14H81V12H82V10H80V9H84V10H86L87 11V8L89 9L91 6H96V5H99L100 6V4L102 3V2H104V4L106 5L107 4V6L106 7H103L102 5V8H104V9H107L106 11H108L109 10V6L111 5V3L109 4V3H107V2H113V3H116V4H114V5H117L118 4V2H120V1H116V0H109V1H107V0H95V1H91V0H88L86 3H89L88 5L85 3ZM98 1H101V3H98ZM127 1H129V3L127 2ZM140 0H136V1H133L134 2V4H133V2L131 3V5L133 4L135 7H137L136 8V10H139V8L140 7H143V6H145V8H142L143 10H139V14H138V12L137 13H135V15L134 16H131V13L129 14V10H131V12H132V10L134 9V12H136L135 11V7H131V9H129L128 10V7H130L129 5H127L126 4V6H125V3H128V4H130V0H121V6H119V7H121V8H119L120 9V13H121V10H125L126 8V13L124 12H122V16L121 15H119V17L121 16L122 17V21H123V19H124V17L126 16H128V15H130V16H128L129 17V20L130 21H133L135 18H137V19H139V18H142L143 17V21L141 20H139V22L137 21V19L136 20H134L135 22V25L138 23V27H136L137 29H139V31L137 30V32H134L135 34L137 33V35L139 36V34H140V36L138 37V39H139V41L142 39L143 40V38H144V40H145V36H147L148 38H146V44L148 43L147 41H151V45H154V44H156L155 46H157V43L156 42H158L159 40L158 39H160L161 41L160 42H162L163 44H164V46L165 45H167V46H169V47H167L166 46V49H165V47H164V49H163V52H166V50H168V48H170V46L172 45V42H171V40L169 41V39H172V38H169V34H168V36H166V33H167V31L169 32V30L170 31H172V29L174 28L175 29V32H176V29H178V28H180L179 26H178V24L180 25V23L182 24V22H184V25H186V27L185 28H188V21H190L191 23H193V21H194V23H196L195 24V27L196 26H198V24H199V20L201 21L202 19H207L204 23L207 25H205L206 27H208L210 24L212 25V27H211V25H210V28L208 27V29H209V34H210V31H211V33L212 34H206V33H203V32H207L206 31V29H205V31H199L198 33H200V32H202L201 34L202 35H200V34H198L197 36V39L198 38H200V36H201V39H200V41H202V42H204V43H207V44H203L204 46H205V48L206 47H208V48H206V50L205 49H199L200 48V46H201V42H200V45H199V42H198V44H197V42H196V45L198 46V50L201 52V51H203L204 52V50H205V59H206V61L205 60H203L204 59V54L202 53H200L199 51H196L197 49H194L195 50V56L197 57V62H196V64L198 63V61L200 60L201 62L200 63H202V60L203 61H205V66H203V68H201L202 70V72H200V71H198V75L196 76L195 74H193L194 73V71H197L198 70V68L199 67H197V66H195V68H197V70L194 68V70H193V68H191V67H189V69L188 70H191V72H192V74L191 75H193L192 77H194V79H193V81H189V82H187V83H184V84H182V85H177V86H175V87H173L172 88V91L174 92V94H178L179 93V95H180V102H181V104L180 103H178V105H176L175 103H173L172 104V100H169L168 102V104H167V102H160L159 104L160 105H158L157 106V112H158V115H157V117L155 118H151L152 120L151 121H156V122H158V123H160V124H162V126H164V123L166 122V121H168L169 120V118L170 117H174L175 116V114L177 113V109L179 108V106H181L182 108H181V110H180V112L183 114V115H185L186 114V116H183L184 118L186 117V118H188L189 120L190 119H192V118H194V120H193V123H196V124H191V121H190V123H189V121H188V123L189 124H186V119H185V123L183 122L184 121V119L183 120H181L183 117H182V114L181 115H177L178 116V118L176 117V119H174V121H175V124H176V122H177V124L179 123V122H181L182 121V124H180V125H184L185 124V126L187 125V129H185V130H183L182 128H177V129H175L176 127H174V125H173V123H174V121H172L173 123H172V130L174 131V132H172L173 134H175V135H177V136H179V134H181L182 135V133H184V134H186V135H188V134H190L189 135V137L191 138V139H189V141H190V145H189V148H160L165 154H163V153H161V151H159L158 149L156 150V148H154L155 149V151H157V152H155V151H153V152H155V154H153L152 153V150H154V149H152L151 150V148H153L155 145H157V143H158V141L157 140H154V141H148V137H149V131H147L148 129H146V128H144L143 130H140L139 131V134H138V136L137 137H134V133H131V129H129L128 128V125H129V122L131 121V120H129V119H131V117L132 116H127L129 119V121H125V122H122V121H120L118 118L121 116L120 114L122 113V111L125 109L124 108V106L126 107L127 105H123V102L121 103V104H119L118 103V105L115 103V104H110L109 106H107V107H105V106H100V107H98V106H95V107H93V110H94V112L96 111V110H99L100 111V116L99 117H96V116H94V118H92V123H90L91 124V126H92V128L93 129H95V131H98L99 133H97V134H101V136L103 137V136H105V135H107V134H109V133H115V131L116 132H118L119 131V139L115 142V143H113V144H111V147H112V149H117V150H112V153L114 154V151H115V153L116 154H119L120 153V151H121V153H122V151L123 152H125L126 151V153H124L123 154V156H125V154H126V156L128 155V153H129V155L131 156L132 155V153L134 154V152H138V154L137 153H135V159L136 160H134L133 159V156L134 155H132L131 157H127V158H125L124 157V159H127L128 161H133V163H134V161H135V163L137 164H139V165H142V164H144L143 165V167H145V168H148V170L147 169H145V168H143L142 166L139 168L138 166H136V165H134L132 162V166L131 167H135L136 168V171H135V169H133V168H131L132 169V171L134 170V173H136V174H134V173H132V172H130V173H132V175L134 174V176H132L133 177V179H132V177H129V176H125L127 173H122L123 171L125 172H127V170H129V168H130V162L128 163V161L126 162V160H123V158L122 157H119V156H117L116 154H114V158L112 159L113 161L115 160L116 162H114V163H112V162H110V164L111 165H109V167L107 168V169H105V170H107V171H103L101 174H103V173H106V175L105 174H103L102 175V177H100L99 179H101V181L103 182V183H108V184H106L107 185V187L106 188H108V190H107V192H99V194L100 193H102V194H100L99 196H101L102 195V199L100 198H97V199H99V201H98V203L99 202H101L100 204H101V206H102V208H103V213H101L102 214V219L105 217V215L106 216H108L109 218H110V214L109 213H111V211H113V212H116V214L115 213H111L112 214V218L110 219L111 220V224L109 225V231L108 230H106L107 229V227H106V223H108L107 222V220L109 219L108 217V219L106 220V223L104 222V219L102 220L104 223L102 224V226L100 225L99 226V229H101V230H103V232L106 230L108 233H106V231L104 232V233H106L105 234V236L102 234V231H96L95 233L96 234H98V232H99V236H98V238L100 237V243H103L104 242V248H102L103 250L102 251H100L101 250V248H99L100 250V252L99 253H101V252H103L104 254H107V252H108V249L107 248H109V246L106 248L107 250H105V242H107V239L105 240V239H103V238H105V237H107L108 236V234H110L111 233V235H112V233L114 232V231H112L111 232V230H115V232L117 231V229L118 228H116L117 226H118V224L119 223H121L120 221H123V223H121V224H123L121 227H122V229H124V230H126V231H124V230H122L121 229V227H120V229L123 231H120V232H118L117 231V233H115V234H113L112 236H113V238H114V235H115V237H116V239H117V237L119 236V238L118 239H120L121 238V240H123V241H121V244H120V242H117V240L115 241V242H117L118 243V245H117V249L116 248H112V247H115V245H112L113 244V241L115 240V238L113 239V241L112 240H110V238H109V241H110V246H112L111 248H109V249H116L115 251L114 250H112V253H110L111 252V250L108 252L109 254L108 255H104L103 257H105V256H107L106 257V259L107 260H109L112 264H117V263H119V261H122V259L121 258H123V256L126 254L125 252H127V254H128V257H129V254L131 253V256L129 257V258H131L132 257V260L133 259H136L135 257L133 258V256L134 255H136V257L138 258L139 256L137 255V254H135V252H134V249L135 248H133V246L134 245H140V247H142V242H143V240L145 239L144 237H143V240H142V237H141V235L142 234H140V238H139V236H137V237H135L134 235H131V236H133V237H135V238H139V240L141 241L140 243H136L135 244V242L136 241H134V240H132V238H130L131 236H129V237H127L126 236V234L125 233H131V232H129L130 231V229L129 228H131L132 227V230L135 232L136 230H138V228L140 227L141 228V226H139L138 224V222H137V224L135 223V218H136V212H137V216H138V218L141 216V218H143L142 216H144V210H146V208L144 209V206L143 205H141V209L144 211V212H142V211H140V212H138L140 209H136V207H135V209H132V208H134L133 206L131 207V206H127V207H131V208H129V210L131 211H128V213L129 214H131L132 216H133V218H134V216H135V218L134 219H132V221L131 220H129V218H130V215H127L126 214V212L124 211V210H122V208H124L125 209V206L124 205H126V203L125 202H128V203H130V202H132V203H130V204H128L127 203V205H131V204H133L134 206H137V208H139V206L138 205H135V203H136V201H135V203H134V199L136 198H138V196H137V193L139 192V196H142V193L143 192H146V193H149L150 192V190L153 188V190H152V192H151V194L153 193V195L155 196V193H154V191H155V189L158 191L159 189L156 187L157 185H158V187L159 188H161V190H160V192L162 191V189L163 190H165V191H163V192H166V188L168 187V188H170V186L172 187L173 185H174V183H175V187L177 188V191L179 190V192H181V195H177V194H180L179 192H175V187H172V188H174L175 190H174V192L173 193H176V195L178 196V197H181V199L183 198L184 200V202L185 201H187L189 198H190V200L191 199H193V200H191V202H194V203H191L192 204V206L190 205L189 207H188V205L186 204V202H185V204H186V206H183L182 205V207H186L185 209L184 208H182L180 205L181 204H183V203H181L182 202V200L180 199V201H179V199L176 201L175 200V198H173V197H175V196H173V195H171V193H169V192H172L173 191V189L172 188H170L171 190L169 191V189L167 188V192L170 194V195H166V201H168L167 202V205H166V209H161L163 206H165V204H162L161 202H158V203H156V201H154L155 203H156V205L158 206L159 205V203H160V205L159 206H161V205H163V206H161L160 208H157V210H154V211H159V213H160V209H161V211L163 210V212H165V210L167 211V216L166 215H164L165 213H162V215L163 216H166L165 218H166V220H164V218H163V220L162 219H159L158 220V218H161V217H158V216H160V215H158L157 217L155 216V215H152L153 217H149V220H150V218H151V220L150 221H154L155 219H157L158 221H156V223H158V225H156V228H157V226H159V223H160V220H162L163 222H162V225H163V227L166 225L164 222H166L167 223V225L165 226L167 229H168V225L171 223V219H173L174 217L173 216H175V214L177 215L179 212L181 213V211H179V210H181V208H182V211L184 212V210L185 211H187V214H186V212L183 214V213H181V214H183V216H181V215H179L178 214V216H181V217H176V218H178V221L181 219V222H182V225H181V222L179 221V222H177L178 224H176V222L175 221H177V220H172V224H170V225H172V226H170L169 225V227H173V226H177V228L178 227H180V230H182V232H180L179 230H177V228H176V230L175 229H172L171 228V230L174 232V231H177L178 233L180 232V234H175V237L177 236V235H180V238L179 237H177V238H175L174 237V234L173 233H171L172 235H173V238H171L172 236H168V235H170L169 234V232L168 231H171V230H167L166 229V231H164L163 229H161L160 227H158L160 230H162V231H159V232H161V233H159L158 232V235H157V233L155 232L156 230L155 229H153V230H155L154 232L153 231H151L152 230V228H147L148 230H146V229H144L145 231H146V233L147 234H149L147 231H151L150 232V234L151 233H153V234H156V235H154V236H152V234L151 235H149V237L147 236V234L145 233V231L143 232V233H145L146 235H144V236H147L148 237V239L149 238H151V236L153 237V238H151V239H153L154 240V237L156 238V239H158V241L157 240H155L156 241V245H159V243L161 244V245H163L162 243H165V242H167L168 241V238L170 237L171 238V240H174V238H175V240H177V242L176 241H172V242H170V239H169V241L168 242H170V243H173L172 245L171 244H169L168 242L167 243H165L166 245H167V247H168V244H169V248H168V250L170 249H172L171 251H173L172 253L170 252V251H167V247H165L164 245H163V249H162V251H159V252H163V250L165 251L166 250V252L165 253H163V254H167V252H168V254H170L171 253V255L172 254H174V251L176 252V247H178L177 245H178V242L180 241V242H182L181 244H180V242H179V250H180V252H178L179 254L178 255H176V256H179V258H180V256H181V260H183L184 261V257L185 258H187V259H189L190 257V254H191V256H192V252H193V250H192V248L190 249V247H194L193 249H194V251L195 252H193V255H194V253H196L197 252V250H199L200 249V247H198L200 244V242L202 243V242H204V243H202L201 245L203 246H205V248H206V246L208 245L209 247H211L212 245L214 246V242H215V245H216V241L217 242H219L220 244H225V246H232L233 244V246L235 247H237V246H239L240 244H242V248L245 246H243V244H245V243H243V242H247L246 244H248L249 242V240L247 241V240H245L244 238H245V236H249V234H251L250 236H252V237H254L255 235L256 236H258L260 233H257V231L259 232V229H261V230H263L264 229V148H257L256 146V144H254L255 143V141H257V139L260 137H257V139H255V135L254 134H256L257 132H255V131H257L256 129L257 128H255V127H257L256 125V119H257V116L260 114V113H262V112H260V109L258 110H256L255 109V107L257 108V106L255 105V103H256V100H255V96H256V94H257V92L258 93H260V89L261 90H263L264 91V89L263 88H259V87H261L262 86V81H261V77H263V73H264V13H262L261 14V11L259 12V3H258V0H249V2H248V0H192V1H190L191 2V5H190V2H189V0H187V2H185L186 0H141L140 2H139ZM152 1V2H151ZM158 1V2H157ZM203 1V2H202ZM214 1V2H213ZM222 1V2H221ZM230 1V2H229ZM232 1H234V2H236V3H234V5H233V3H232ZM244 1V2H243ZM264 1V0H263ZM74 2V3H73ZM140 3L139 4V7H138V4H136V3ZM143 2V3H142ZM149 3V4H147V3ZM157 2V3H156ZM184 2V3H183ZM202 2V3H201ZM211 2V3H210ZM221 2V3H220ZM225 2V3H224ZM247 2V3H246ZM260 2V1H259ZM76 3V5L74 6L73 4H75ZM96 3V5H93V4H95ZM113 3H112V5L110 6V7H112L113 6ZM146 3V5H144ZM156 3V4H155ZM161 3V4H160ZM228 3V4H227ZM231 3V4H230ZM264 3V2H263ZM83 4V5H82ZM86 4V5H85ZM91 4V5H90ZM103 4V3H102ZM108 4H109V6H108ZM136 4V5H135ZM183 4H184V6H183ZM195 4H197V5H195ZM239 4V5H238ZM243 4V5H242ZM85 5V7H83ZM119 5V4H118ZM132 5V6H133ZM203 5V6H202ZM213 5V6H212ZM242 5V6H241ZM71 6H73L74 7V9L71 7ZM82 6V7H81ZM98 6V7H99ZM151 6V7H150ZM188 6V7H187ZM193 6V7H192ZM195 6H197V7H195ZM202 8H201V7ZM224 6H226V7H224ZM234 6V7H233ZM238 8H237V7ZM240 6H241V8H240ZM245 6V7H244ZM248 6V7H247ZM55 7V6H54ZM61 7H63V5H61V6H59V5H56V7L55 8H58V9H56V12H57V10H59L58 11V13L59 12H61L62 11V8ZM77 7V8H76ZM97 7V6H96ZM117 8H118V6H116ZM195 7V8H194ZM200 7V8H199ZM212 7V8H211ZM217 7V8H216ZM228 7V8H227ZM233 7V8H232ZM55 8H53V10H55ZM60 8H61V11H60ZM65 8H67V7H65ZM64 8V9H65ZM72 8V9H71ZM86 8V9H85ZM95 7H91L90 8V11L91 10H93ZM101 8V9H102ZM133 8V9H132ZM156 8V9H155ZM161 8V9H160ZM165 8V9H164ZM179 8V9H178ZM186 10H184V9ZM188 9V11H187V9ZM189 8L192 10V9H195L194 11L192 10V12L193 13H195L196 14V16H194L193 18H194V20L192 21L191 19H193V18H191V17H189L190 15H191V10H189ZM232 10H231V9ZM240 8V9H239ZM243 8V9H242ZM113 9H114V7H113ZM116 9V8H115ZM155 9V10H154ZM159 9V10H158ZM198 9V10H197ZM200 9V10H199ZM211 9V10H210ZM215 9V10H214ZM221 11H220V10ZM227 9V10H226ZM246 9H247V11H246ZM249 9V10H248ZM257 9V10H256ZM76 10V11H75ZM79 10V11H78ZM98 10H99V8H98ZM97 10V11H98ZM203 10H207V11H203ZM227 11V12H229V17H226V18H222L221 17V15L220 14H222L221 12L222 11ZM242 10H245V11H243L244 13H242ZM253 10V11H252ZM256 11V13H255V11ZM260 10H262V9H260ZM68 11V10H67ZM66 11V12H67ZM85 11V15L86 14H88L87 12ZM102 11H104V10H102ZM102 11H101V14H102ZM111 11V12H110ZM110 11H109V13H110V15H111V17H112V10H111V8H110ZM114 11H117V10H114ZM114 11H113V14H114ZM143 13H142V12ZM177 11V12H176ZM180 11V12H179ZM201 11V12H200ZM213 11V12H212ZM219 11V12H218ZM225 11V12H226ZM259 13H258V12ZM264 11V10H263ZM262 11V12H263ZM62 12H64V10L62 11ZM62 12H61V15H63L62 14ZM89 12V11H88ZM91 12H94V13H90L91 15V18H93V16L96 14V17L98 18V13H99V11L98 12H95V11H91ZM118 12V11H117ZM119 12L118 13H116L117 15L119 14ZM158 12H160V13H158ZM175 12V13H174ZM187 13L188 14V12H190L189 14V16H187L186 17V14H185V16L182 14V13ZM197 12H199V13H197ZM207 12V13H206ZM236 12V13H235ZM246 12V13H245ZM247 12H249V13H247ZM69 13V12H68ZM133 13V12H132ZM193 13H192V15H193ZM216 13H218L217 15H216ZM252 13V14H251ZM254 13V14H253ZM65 14V13H64ZM79 14H78V16H79ZM108 13L106 12L104 15H107ZM125 14V15H124ZM134 14V13H133ZM144 14V15H143ZM177 15V16H175V15ZM179 14V15H178ZM184 16V20H186L187 21V19H188V21H187V23H186V21H183V20H181L183 17H182V15ZM204 14V15H203ZM240 14V15H239ZM242 14H244V15H246V17L245 16H243ZM61 15H60V17H61ZM84 15V14H83ZM93 15V16H92ZM110 15H109V17H110ZM137 15H139L138 17H137ZM140 15H142V16H140ZM152 15H154L153 17H152ZM158 15H159V17H158ZM207 15L209 16V17H207ZM211 15H213L215 18V20H213V18H211V17H213V16H211ZM231 15V16H230ZM252 15H255V16H252ZM59 16V15H58ZM80 16V17H81ZM89 16V15H88ZM166 16H168V17H166ZM174 18H173V17ZM217 16V17H216ZM220 16V17H219ZM79 17V19H78V17L76 18V19H78V20H80L81 18ZM85 17V16H84ZM95 17V18H96ZM104 17H106V19H108L109 17L108 16H104ZM115 17V16H114ZM114 17H112V18H114ZM116 18L117 19V21L120 23V19H121V17L120 18ZM134 17V18H133ZM182 17V18H181ZM207 17V18H206ZM241 17H242V19H241ZM248 17V18H247ZM82 18H83V16H82ZM90 18V20L91 21H88L87 19H89V18H86V20L88 21V22H86V23H90V22H93L92 21V19ZM95 18H93L94 20H95ZM144 18H146V19H144ZM154 19V21L155 20H157V21H155V24L157 23V22H159L160 23V25H163V26H160L159 25V27H161V29L158 27V23H157V25H154L153 23V19ZM157 18V19H156ZM178 18V19H177ZM180 18V19H179ZM197 18V19H196ZM211 18V19H210ZM227 18H229V19H227ZM231 18V19H230ZM247 18V19H246ZM100 19V18H99ZM98 19V20H99ZM103 19H105V18H103ZM105 19V20H106ZM133 19V20H132ZM173 19V20H172ZM178 20V21H176V20ZM244 19V20H243ZM82 20V19H81ZM84 20H85V18H84ZM98 20H96V21H98ZM110 20H114V19H110ZM182 22H181V21ZM215 21V23H209L208 21ZM243 20V21H242ZM248 20H251V21H248ZM96 21H95V23H96ZM116 20H114V22H115ZM116 21V22H117ZM150 21H152V26L151 27H153V29L152 30H150L151 28H150V26H149V24L148 23H146V22H150ZM162 21V22H161ZM204 21V20H203ZM203 21H201L200 22V24H202V22ZM220 21V22H219ZM79 23L80 22H84V21H78ZM99 22V21H98ZM97 22V23H98ZM110 22V21H109ZM115 23V24H112V26L110 27V24H111V22L109 23V26L108 27H110L111 29H112V27L114 26H117L119 23ZM142 22H144L145 24V27H144V25L143 24H141ZM171 22V23H170ZM177 22H179V23H177ZM250 22V23H249ZM262 22V23H261ZM94 23V22H93ZM94 23V24H95ZM106 24H107V20H106V22H105ZM113 23V22H112ZM140 23V24H139ZM162 23V24H161ZM177 24V25H174V24ZM198 23V24H197ZM244 23V24H243ZM260 23V24H259ZM78 24V23H77ZM85 24V23H84ZM99 24H101V26H103V24H104V22L102 21V23H100L99 22ZM199 24V25H200ZM81 25V24H80ZM89 28H90V26L89 25H92V23L91 24H86ZM97 25V24H96ZM108 25V24H107ZM107 25H105V26H103L105 29H103V27H102V29L104 30V32H103V36H104V33L107 31ZM134 25V26H135ZM141 25H143L142 27H140ZM149 26V27H146V26ZM150 25H151V22H150ZM171 25V26H170ZM184 25H183V27H184ZM193 25V24H192ZM241 25V26H240ZM255 25V26H254ZM79 26V25H78ZM85 27L84 25H81V27ZM87 26H86V28H87ZM97 26H99V25H97ZM119 26V27H118ZM116 28H117V33H120L121 35H119V39H120V36H121V39H123L124 38V36L123 35H127V34H123V33H127V31H123V29H122V27H121V25L119 24ZM134 26L132 27V29L131 30H136V28H134ZM155 26V27H154ZM156 26L159 28H157V29H155L156 28ZM172 26H174V27H172ZM194 26V25H193ZM221 26V27H220ZM238 26V27H237ZM257 26V28H255ZM261 26V27H260ZM76 27H77V25H76ZM93 27V26H92ZM163 27V28H162ZM169 27V28H168ZM177 27V28H176ZM189 27H190V25H189ZM192 27V26H191ZM228 27V29L230 30V31H227L226 30V28ZM247 27H249V28H247ZM260 27V28H259ZM89 28H87L88 29V32L87 33H89V31H90V33L93 31H91ZM109 28V29H110ZM115 28V29H116ZM142 28H144V29H146L145 31H144V29H142ZM148 28H150V29H148ZM165 28V29H164ZM193 28V27H192ZM225 28V29H224ZM96 29V28H95ZM98 29H100V26H99V28ZM109 29H108V31H109ZM115 29L113 28V30L115 31ZM140 29H141V31H140ZM154 29H155V31H157V33H154L153 31H154ZM164 29V30H163ZM167 29H169V30H167ZM248 29V30H247ZM97 30V29H96ZM102 30V31H103ZM121 30V31H120ZM133 30V31H134ZM148 30H150V31H148ZM263 30V31H262ZM99 31V30H98ZM97 31V32H98ZM143 31V32H142ZM162 32V33H160V32ZM213 31V32H212ZM227 31V32H226ZM245 31V32H244ZM100 32V34H98L97 33V35H96V33L95 32H93V35L92 36H98V35H102L101 33V30L99 31ZM121 32H123V33H121ZM129 33H130V37L131 36H133L131 33H133L132 31H128ZM149 32V33H148ZM164 32V33H163ZM224 32V33H223ZM86 33V34H87ZM110 33H112V32H110L109 31V34L107 33H105L106 35H108V37H109V35H110ZM117 33H115L114 32V34H117ZM133 33V34H134ZM154 33V34H153ZM227 33V34H226ZM92 34V33H91ZM91 34H89V36L91 35ZM114 34H111V36L109 37V40H113V39H115L116 40V38H111V37H113V35ZM123 34V35H122ZM147 34V35H146ZM204 34H205V36H204ZM228 34H229V37H228ZM106 35H105V38H107L106 37ZM149 35V36H148ZM150 35H151V37H150ZM163 35V36H162ZM207 35H209V36H207ZM213 35V36H212ZM223 35H226V37L225 36H223ZM103 36H98L97 38L99 39L100 37L102 38V39H104V37ZM117 36V35H116ZM123 36V37H122ZM141 36H143V38L141 37ZM207 36V37H206ZM115 37V36H114ZM126 37V36H125ZM129 37V38H130ZM140 37H141V39H140ZM150 37V38H149ZM162 37V38H161ZM168 37V38H167ZM204 37H206V40L205 39H203ZM225 37V38H224ZM111 38V39H110ZM117 38V39H118ZM127 38H128V35H127ZM132 38V37H131ZM134 38H136L135 37V35H134V37L132 38V39H134ZM152 38V39H151ZM157 38V39H156ZM212 39L211 41H209L208 39ZM228 39V40H226V41H224L225 39ZM102 39H100V40H102ZM118 39V40H119ZM125 39V38H124ZM147 39H149V40H147ZM156 39V40H155ZM164 39H167V40H165L164 41ZM196 39V40H197ZM106 40V39H105ZM109 40L108 41H106V42H109ZM115 40H113L114 42H116ZM125 40H128V39H125ZM143 40V41H144ZM204 40V41H203ZM102 41H104V40H102ZM138 41V40H137ZM155 41V42H154ZM206 41V42H205ZM209 41V42H208ZM214 41V42H213ZM105 42V43H106ZM140 42H142V41H140ZM165 42V43H164ZM168 42V43H167ZM169 42H171V43H169ZM210 42L214 45H212V44H210ZM224 42V43H223ZM145 43V42H144ZM212 46V48L210 49V45ZM216 43V44H215ZM149 44V43H148ZM171 44V45H170ZM138 45V44H137ZM208 45V46H207ZM143 46V45H142ZM154 46V47H155ZM196 46V47H197ZM204 46H202V48L204 47ZM216 46H218V47H216ZM135 49H144V48H142L141 46L140 47H137V48H135ZM208 49L210 50V54L207 52L208 51ZM214 49V50H213ZM249 50H250V52H249ZM135 51H137V50H135ZM162 51V50H161ZM157 52L158 53H160L159 52V50H157ZM163 52H162V54H163ZM198 52V53H197ZM206 52L209 54V55H207L206 54ZM216 52V53H215ZM221 52V53H220ZM193 53L191 52V54H190V56L189 57H191L190 59H189V57L188 58H186V60H187V62H188V60L189 61H192L191 59H193ZM199 55V56H197V55ZM213 54V55H212ZM250 54V55H249ZM195 56H194V58H195ZM203 56V57H202ZM208 56V57H207ZM214 56V57H213ZM250 56V57H249ZM198 57H200V59H198ZM203 59H202V58ZM210 57H212V58H210ZM218 57V58H217ZM223 57V58H222ZM217 58V59H216ZM209 59V60H208ZM216 59V60H215ZM221 59V60H220ZM213 60V61H212ZM216 62H215V61ZM194 62L196 61V58L193 60ZM192 61V63H194ZM233 61V62H232ZM207 62H208V64H207ZM245 62H246V64H245ZM191 63V62H190ZM199 63V64H200ZM204 64H202V65H204ZM221 64V65H220ZM231 64V65H230ZM202 65L200 64V66L202 67ZM211 65V66H210ZM251 65V66H250ZM253 65H255V66H253ZM199 66V65H198ZM213 66V67H212ZM248 68H247V67ZM250 66V67H249ZM210 67H212V68H210ZM207 68V72L208 73H205V72H203V71H205V69ZM209 68V69H208ZM231 69V70H230ZM260 70V71H258V70ZM199 70H200V68H199ZM253 70V71H252ZM251 71V72H250ZM191 72H189V73H191ZM210 72H212V73H210ZM195 73H197V72H195ZM205 73V74H204ZM213 74V75H212ZM252 74V75H251ZM143 76H144V78H146V83L144 82V84L142 83V81H140V83H141V87L143 86V85H146V87L147 86H149V87H152L151 89H153V87H159L160 85H162V83H163V80H161L162 78H164V76H161V75H159L158 77H156L155 76V74L153 73V72H149V71H145L144 72V74H142ZM243 75V76H242ZM195 76L198 78H195ZM209 76V77H208ZM248 76H249V78H248ZM254 76H256V77H254ZM203 77V78H202ZM238 77V78H237ZM241 77H242V79H241ZM239 79L238 81H237V79ZM245 78H247V79H245ZM202 80V82H201V80ZM247 80H249V81H247ZM256 80H258V81H256ZM240 81V82H239ZM252 81V82H251ZM209 82V83H208ZM261 83V85H259ZM252 85V86H250V85ZM249 85V86H248ZM248 86V87H247ZM263 86H264V83H263ZM262 86V87H263ZM146 87H142L141 89H146ZM88 88V87H87ZM249 88V89H248ZM256 88V90H254ZM158 90H161L160 88H157ZM171 89V88H170ZM86 89H85V87H84V91H85ZM192 90H194L195 91V93L194 94H196L195 96H193V95H191V92H193ZM258 90V91H257ZM81 91H83V89L81 88ZM257 91V92H256ZM261 93H263V92H261ZM255 94V95H254ZM203 97V99L201 100V98ZM205 97V98H204ZM250 98V99H249ZM170 99H172V98H170ZM189 99L190 100H192V102H195V103H192L191 101L189 102ZM184 100V101H183ZM186 100V101H185ZM187 100H188V102H187ZM253 101V103H252V101ZM263 100V102H264V98L262 99ZM179 101V100H178ZM203 101V102H202ZM171 102V103H170ZM202 102V103H201ZM162 103V104H161ZM163 103H165V104H167V105H165V104H163ZM188 103H192L191 105L189 104V108H188V104H187V106H186V104ZM126 104V103H125ZM170 104H172L173 105V107L171 108V106L169 107V105ZM194 104V105H193ZM162 105H163V107H162ZM183 105H184V107H183ZM203 105V106H202ZM253 106V107H252ZM167 107H169V109H168V111L167 110H164L165 108H167ZM201 107H203V108H201ZM205 107V108H204ZM185 108H187L189 111H186L185 110ZM196 110H195V109ZM197 109H198V111H197ZM253 109H254V111H253ZM159 110V111H158ZM256 110V111H255ZM195 112V113H192V112ZM258 111V113H256ZM166 112H167V114H166ZM185 112H187V113H189V114H187V113H185ZM264 113V112H263ZM193 114H195V115H193ZM256 114V115H255ZM124 115V114H123ZM155 115V114H154ZM164 115H166V116H164ZM189 115H191V116H189ZM264 115V114H263ZM262 115V116H263ZM98 116V115H97ZM117 116H119V117H117ZM153 116V115H152ZM151 116V117H152ZM182 118H181V117ZM193 116V117H192ZM189 117H191V118H189ZM181 118V119H180ZM177 119H179V120H177ZM179 121V122H178ZM197 121V122H196ZM254 122H256L255 123V125H254ZM184 123V124H183ZM90 124L87 126V127H89L90 128ZM251 125V126H250ZM174 127V128H173ZM184 127V126H183ZM253 129V130H252ZM232 132V133H231ZM241 132V133H240ZM246 132V133H245ZM249 132H253V133H249ZM171 133V132H170ZM237 134V135H235V136H242L243 137V141H245V136H247L248 137V139L246 140V144H247V142L249 141V139H253V141H254V143H251V145L253 144L254 145V148H242V147H240L241 146V144H240V146H239V144H238V146H237V141H239V140H236V139H238V137L235 139V138H232V137H234V134ZM250 135V136H248V134ZM232 134V135H231ZM243 134H245V135H243ZM247 134V135H246ZM95 135V134H94ZM232 137H231V136ZM257 135V134H256ZM230 137V138H229ZM245 137V138H244ZM233 140H232V139ZM240 139H241V137H240ZM255 139V140H254ZM236 140V141H235ZM241 140V141H242ZM205 141V142H204ZM227 141V142H226ZM232 141V142H231ZM236 142V145H233V144H235L234 142ZM242 141V142H243ZM252 140H251V142H253ZM204 142V143H203ZM206 142H208V143H206ZM206 143V144H205ZM232 143V144H231ZM245 143V142H244ZM244 143H242V144H244ZM257 143V142H256ZM202 144V145H201ZM228 144V145H227ZM230 144V145H229ZM205 145V146H204ZM256 145V146H255ZM136 146V148H133V147H135ZM200 146H202V148L200 147ZM208 146H210L209 148H208ZM232 146V147H231ZM235 146H237V147H240V148H237V147H235ZM243 146V145H242ZM120 147L123 149V147L124 148H129L128 150H126L125 149V151L124 150H122V149H120ZM140 149L139 151H138V148ZM141 147H146V148H148V149H146V148H143L144 150H142V148ZM206 147V148H205ZM234 147V148H233ZM252 147V146H251ZM256 147V148H255ZM149 148H150V152H148L149 151ZM131 149H134L132 152H131ZM164 149V150H163ZM174 149H175V153L174 152H172V150L174 151ZM179 149V150H178ZM232 149V150H231ZM141 150H142V153H144V152H148V155L147 154H145V155H142V153H141ZM148 150V151H147ZM177 150V151H176ZM211 150V151H210ZM231 150V151H230ZM170 151V152H169ZM206 151V152H205ZM118 152V153H117ZM128 152V153H127ZM179 153L180 154V152H181V155L179 156L177 153ZM188 152V153H187ZM214 152V153H213ZM121 153H120V156H121ZM140 153H141V155H140ZM167 153V154H166ZM170 153H172V156H171V154ZM204 153V154H203ZM137 154V155H136ZM149 154H151V156L149 155ZM152 154H153V156H152ZM157 154V155H156ZM174 154H177V155H174ZM206 154V155H205ZM214 154V155H213ZM235 154V155H234ZM242 156H241V155ZM128 155V156H129ZM155 155V156H154ZM161 155V156H160ZM195 155V156H194ZM198 155V156H197ZM201 155V156H200ZM203 155V156H202ZM208 155H209V157H208ZM245 155H246V157H245ZM115 156L117 157V159L119 160V162H120V160H122V161H125V162H122L121 161V164L123 163V165L121 166L120 164H119V162L117 161V159L115 158ZM137 156V157H136ZM143 156V157H142ZM151 157V158H153V160H155V162H154V164H155V167L157 168L158 167V170H156V172H155V169H152V167H154V164H153V161H152V163H149L148 164V166H147V164L145 165V163L143 162L145 159H147V157ZM157 156H159V157H157ZM190 156V157H189ZM204 156H206V157H204ZM164 157H169V158H164ZM173 157V158H172ZM178 157H179V160H178ZM188 157L190 158V159H188ZM222 157V158H221ZM131 158V159H130ZM144 160H143V159ZM175 158V159H174ZM193 158V161L191 160ZM247 158V159H246ZM140 159V160H139ZM166 159V163L164 162V160ZM170 159H172L171 161H169ZM186 159V160H185ZM143 160V161H142ZM167 160H168V163H167ZM194 160L196 161V162H194ZM238 160V161H237ZM243 160V161H242ZM245 160V161H244ZM262 160V161H261ZM138 161H140V162H138ZM142 161V162H141ZM175 162V163H172V164H170V162ZM198 161V162H197ZM118 162V163H117ZM165 163V164H163V163ZM194 162V163H193ZM129 164V166H128V164ZM141 163V164H140ZM161 163L163 164V166L161 165ZM112 164H114V165H112ZM178 164V165H177ZM253 164H255V165H253ZM118 165H120L121 167H122V170L123 169H125L126 168V170H119L118 171V168L117 167H119ZM151 165H153V166H151ZM179 165L182 167V168H180L179 167ZM125 166H127V167H125ZM159 166H161V167H159ZM171 167L172 168V170L170 171L169 169H168V167ZM175 166V167H174ZM115 169V170H117L116 172H117V176H120V173H121V177L123 178V179H125V178H131V179H129L128 180V182H130V180H133V181H131V184L130 185H136V186H134V187H138V186H144L146 183H140L139 181H141L140 179H141V177H139V181H138V179H136V175H138V172L139 171H141V174L139 173V175H142V173H144L145 172V170H146V172L144 173V176H143V178L145 177V176H147L148 175V177H149V174H150V172H152L153 171V175L155 176V174H158V175H160V177L162 178V176H164L165 178H164V180L165 179H167L168 178V176H169V180L171 181L170 182V184H168L167 185V187L166 186H164L163 187V185H166V184H163V182L165 183V181H163L162 182V185L161 184H158V183H160L161 181H162V179L160 178V179H158V175L156 176L157 177V179L160 181H158L157 182V179H156V177L154 178V176H153V180H150L149 179V181H151V183L154 181V179H156L155 180V184L153 183L152 185L153 186H155V187H152V188H150L151 187V184H149L148 185V190H147V188H146V190H144V188H142V187H138V189L140 188V191H142V189L144 190L143 192H141V195H140V191L138 190H136L137 191V193L135 192V194L133 195V192L132 191H130V190H128V189H130L131 188V190H132V187L133 186H130L129 185V183L127 184L126 183V185H124L125 184V181L127 182V180H123L121 177L119 178L120 179V181H121V179L123 180L122 182H118V180L119 179H117V183L113 180V178H112V182H110L111 180H107V179H109L108 177H110V179H111V177H113V176H111L112 174H114V171H112V170H110V169ZM129 167V168H128ZM165 167V168H164ZM175 169H174V168ZM176 167H177V170H176ZM246 167V168H245ZM120 168V167H119ZM138 168V169H137ZM151 168V169H150ZM228 168H229V170H228ZM145 169V170H144ZM151 171H150V170ZM162 169H164L163 170V172H162ZM166 169V170H165ZM216 169V170H215ZM138 170V171H137ZM176 170V171H175ZM110 173H109V172ZM150 171V172H149ZM175 173H174V172ZM178 171V172H177ZM204 171H206V172H204ZM220 171V172H219ZM262 171H263V173H262ZM129 172V171H128ZM155 172V173H154ZM159 172V173H158ZM146 173H148L147 175H146ZM161 173H163V174H161ZM164 173L166 174V175H168V176H166V175H164ZM180 173V174H179ZM200 173V174H199ZM261 173V174H260ZM129 174V173H128ZM170 174V175H169ZM173 176H172V175ZM218 174V175H217ZM259 176H258V175ZM109 175V176H108ZM115 175V174H114ZM130 176H131V174H129ZM206 175V176H205ZM233 175L235 176V177H233ZM105 176V177H104ZM150 176L152 177V175L150 174ZM175 178V182H174V179L172 178ZM200 176V177H199ZM203 176H204V178H203ZM107 177V181L105 180V178ZM150 177V178H151ZM167 177V178H166ZM115 179L117 178L116 176L114 177ZM142 178V179H143ZM136 181H135V180ZM145 180H143V181H141V182H144V181H148L147 179H146V177L144 178ZM173 179V180H172ZM229 179V180H228ZM230 179H232V180H230ZM253 179V180H252ZM104 180V181H103ZM168 179H167V181L166 182H168L169 181ZM201 180V181H200ZM241 180V181H240ZM114 181V182H113ZM138 181V182H137ZM178 181V182H177ZM236 181V182H235ZM124 182V183H123ZM157 182V183H156ZM225 182V183H224ZM243 182V183H242ZM110 183H113V185L115 186L116 184H119V183H122V184H120V185H116L117 186V188L120 186L121 187V189H122V187H123V191L122 192H124V191H129V192H132V194L131 195H133V196H130L131 198H128L127 200H126V196H124L125 194H127V192H125V194L123 193V195L121 196L120 194H122V193H120L119 191H117V188H116V186H115V188L116 189H114L115 191H113L112 190V188H114V187H111V190L112 191H110L109 189H110ZM116 183V184H115ZM138 183H140L139 185H137ZM150 183V182H149ZM204 183H205V185H204ZM237 183V184H236ZM147 184H148V182H147ZM147 184L145 185L146 187H147ZM157 184V185H156ZM182 184V185H181ZM108 185H109V187H108ZM124 185V186H123ZM128 185V186H127ZM160 185V186H159ZM177 185H178V187H177ZM208 185V186H207ZM228 185V186H227ZM243 185V186H242ZM250 185V186H249ZM105 186V185H104ZM112 186V185H111ZM222 186V187H221ZM227 188H226V187ZM256 186V187H255ZM102 187V186H101ZM128 187V188H127ZM130 187V188H129ZM133 187V188H134ZM166 187V188H165ZM186 187V188H185ZM197 187V188H196ZM206 187V188H205ZM242 187V188H241ZM245 187V188H244ZM104 188V187H103ZM127 188V190H124V189H126ZM182 190H181V189ZM184 188V189H183ZM206 190H205V189ZM240 188V189H239ZM102 189V188H101ZM120 188H118V190H119ZM187 189V190H186ZM197 189V190H196ZM208 189V190H207ZM225 189V190H224ZM251 189V190H250ZM210 190V191H209ZM213 190V191H212ZM216 190V191H215ZM103 191H105L104 189H103ZM110 191V192H109ZM121 191V190H120ZM134 191H135V189H134ZM186 191V192H185ZM203 191V192H202ZM207 191V192H206ZM227 191H229V192H227ZM231 191V192H230ZM234 191H236V193H233ZM238 191V192H237ZM253 191V192H252ZM111 192H113V194H109V193H111ZM114 192H116V193H118V194H114ZM160 192H157L156 193V195H158V193H160ZM211 192V193H210ZM213 192H214V194H213ZM219 192V193H218ZM224 192V193H223ZM252 194H251V193ZM106 195H105V194ZM172 193V194H173ZM188 193V194H187ZM190 193V194H189ZM198 193V194H197ZM216 193V194H215ZM232 193V194H231ZM244 193V194H243ZM145 194V193H144ZM164 194H166V193H164ZM207 194V195H206ZM210 194V195H209ZM229 194V195H228ZM118 195V196H117ZM145 195H147V194H145ZM145 195H143V196H145ZM150 195V194H149ZM149 195H147V196H149ZM175 195V194H174ZM212 195V196H211ZM216 195V196H215ZM222 195V196H221ZM246 195V196H245ZM107 196H109V197H107ZM121 196V197H120ZM128 196V195H127ZM136 196V197H135ZM142 196V197H143ZM147 196H145V198L146 199H148V197ZM150 196H152V195H150ZM150 196H149V198H150ZM169 196H170V198H169ZM173 196V197H172ZM185 196V197H184ZM189 198H188V197ZM204 196V197H203ZM228 196V197H227ZM235 196V197H234ZM118 197H119V199H118ZM132 197H134V199L132 198ZM142 197L140 198V199H142ZM165 197V196H164ZM178 197H176V198H178ZM201 197V198H200ZM206 197V198H205ZM214 197V198H213ZM252 197V198H251ZM167 198H169V200L167 199ZM186 198H188L187 200H186ZM115 199V200H114ZM116 199H118V200H116ZM121 199L123 200V202L125 203H123L122 201H121ZM135 199V200H136ZM144 199V198H143ZM142 199V200H143ZM145 199V200H146ZM151 199V198H150ZM150 199H148V202H152V200H150ZM152 199H153V197H152ZM209 199V201H207ZM213 199V200H212ZM101 200V201H100ZM103 200V201H102ZM128 200H130V202L128 201ZM137 200H139V199H137ZM150 200V201H149ZM154 200H155V197H154ZM157 200V199H156ZM189 200V201H190ZM215 200V201H214ZM226 200V201H225ZM249 200V201H248ZM106 201H108V202H106ZM114 202V204L115 205H112V206H114L115 207V209H114V207L112 208V206H111V204ZM116 201H117V204H116ZM118 201H120L121 203H123V205H121L120 204V202H118ZM144 201V200H143ZM157 201H159V200H157ZM164 201H165V199H164ZM178 202V203H176V202ZM207 201V202H206ZM253 201V202H252ZM103 202H106V205L103 203ZM110 202V203H109ZM112 202V203H111ZM144 202H146V201H144ZM144 202H142L141 204H143ZM148 202H146V203H148ZM169 202H171L173 205L175 204H178L177 205V208H171V206H170V204L171 203H169ZM234 202V203H233ZM258 202V203H257ZM260 202H262V203H260ZM107 203H109L110 205L109 206H111L110 208H109V206H108V204ZM119 203V204H118ZM138 204H139V202H137ZM163 203H166V202H163ZM102 204H104V205H102ZM149 204V203H148ZM147 204V205H148ZM171 204V205H172ZM117 205H119V206H117ZM140 205V204H139ZM146 205V204H145ZM146 205V206H147ZM168 205L170 206V207H168ZM172 205V206H173ZM210 205V206H209ZM261 205V206H260ZM263 205V206H262ZM120 209H118L119 211H114V210H117V207ZM145 206V207H146ZM150 206V205H149ZM194 206L196 207L195 209H192L191 210V208L190 207H192V208H194ZM200 206V207H199ZM241 206H242V208H241ZM105 207H107V208H105ZM126 207V208H127ZM105 208V209H104ZM109 208V209H108ZM112 208V209H111ZM163 208H165V207H163ZM190 208V210L193 212V210H197V211H194V213H190V210H188ZM211 208V209H210ZM262 208V209H261ZM111 209V210H110ZM114 209V210H113ZM147 209H148V207H147ZM175 209H178L176 212L175 211H173V210H175ZM199 209V210H198ZM207 209V210H206ZM216 209V210H215ZM221 209V210H220ZM236 209H237V211H236ZM107 210V211H106ZM125 210H128V209H125ZM138 210V211H137ZM169 210V211H168ZM170 210L171 211H173L174 213H172V214H174L173 216H172V214H170L169 212H170ZM201 210V211H200ZM206 210V212H204ZM213 210L215 211V212H213ZM220 210V211H219ZM241 210V211H240ZM244 210L246 211V212H244ZM110 211V212H109ZM120 211H122V212H120ZM154 211L152 212L153 214H154ZM189 211V212H188ZM199 211V212H198ZM219 211V212H218ZM236 211V212H235ZM106 212V213H105ZM118 212V213H117ZM119 212H120V214H119ZM142 212V213H141ZM211 212V213H210ZM218 212V213H217ZM225 212V213H224ZM123 213V214H122ZM133 213H134V215H133ZM156 213V212H155ZM188 213H190V215H188ZM213 213H217V214H213ZM238 213V214H237ZM261 213V214H260ZM103 214H105V215H103ZM109 214V215H108ZM113 214H114V216H113ZM118 214L120 215L119 217H118ZM140 214V215H139ZM168 214H170L173 218H170V216L168 215ZM192 214V215H191ZM196 214V215H195ZM220 214H222V215H220ZM156 215H157V213H156ZM186 215V216H185ZM215 215V216H214ZM224 215V216H223ZM228 215V216H227ZM255 215V216H254ZM259 215V216H258ZM123 216H125V217H123ZM126 216L128 217L129 216V218H126ZM162 216V217H163ZM168 216H169V218H168ZM194 216V217H193ZM196 216V217H195ZM201 216V217H200ZM214 216V217H213ZM231 216H232V218H231ZM261 216V217H260ZM113 217H115L114 219H113ZM199 217V218H198ZM222 217H223V219H222ZM253 217V218H252ZM124 218H126V219H124ZM132 218V217H131ZM175 218V219H176ZM196 218V220L199 222L200 220V223H202L200 226L198 225L199 223L196 221V220H194ZM227 218V219H226ZM229 218V219H228ZM113 219V220H112ZM140 219V218H139ZM153 219V220H152ZM190 220V222L188 221V220ZM207 219H209L208 221H206ZM219 219V220H218ZM235 219V220H234ZM117 220H119V222H117ZM127 220H128V222L129 221H131L132 222V224H130V223H126L127 222ZM137 221H138V219H136ZM142 220V219H141ZM167 220H168V222H167ZM169 220H170V223H169ZM187 222H186V221ZM212 220V221H211ZM231 220V221H230ZM109 221V220H108ZM112 221H113V223L114 222H117L118 224H116L115 223V225L112 223ZM183 221H185V224H184V222ZM194 221V222H193ZM196 221V222H195ZM203 221H206L205 223V225H204V222ZM220 223H219V222ZM224 221V222H223ZM227 221V222H226ZM233 221H234V224L235 225H232V223H233ZM240 221V222H239ZM245 221H247V222H245ZM189 222V223H188ZM214 222V223H213ZM223 222V223H222ZM229 222H231V223H229ZM251 222V223H250ZM154 223H155V221H154ZM155 223V224H156ZM169 223V224H168ZM193 223V224H192ZM198 223V224H197ZM209 223V225H211V226H209L208 228H207V224ZM227 225H226V224ZM247 223V224H246ZM109 224V223H108ZM121 224H119V225H121ZM161 224V223H160ZM173 224H175V225H173ZM190 224H192V226L190 225ZM197 224V225H196ZM217 224V225H216ZM103 225H105V227L106 228H104L103 227ZM117 225V226H116ZM125 225V226H124ZM126 225H130V227H128V226H126ZM135 225V226H134ZM137 225L139 226V227H137ZM152 225H154L153 223H152ZM178 225H181V226H178ZM184 225V227H182ZM190 225V226H189ZM193 225H196V227L195 226H193ZM214 225V226H213ZM237 225H238V227H237ZM257 225V226H256ZM108 226V225H107ZM112 226H113V228H112ZM123 226H124V228H123ZM161 226V225H160ZM186 226V227H185ZM200 227L201 228V230H199L198 229V227ZM202 226V227H201ZM206 226V227H205ZM228 226V227H227ZM101 227V228H100ZM102 227H103V229H102ZM111 227V228H110ZM128 227V228H127ZM152 227V226H151ZM183 229H182V228ZM232 227H233V229H232ZM241 227V228H240ZM136 229V230H134V229ZM196 228V229H195ZM83 229H84V227H83ZM82 229V230H83ZM111 229V230H110ZM128 229H129V231H128ZM142 229V228H141ZM140 229V230H141ZM184 229H185V231H184ZM211 229H214L213 231H211V232H208V230L210 231ZM230 229V230H229ZM238 229V231H236ZM131 230V231H132ZM139 230V231H140ZM199 230V231H198ZM202 230H204V231H202ZM225 230V231H224ZM241 230V231H240ZM251 230V231H250ZM256 230V231H255ZM260 230V231H261ZM85 231H87V229L85 230ZM84 231V232H85ZM90 231V230H89ZM88 231V232H89ZM139 231H137V232H139ZM142 231V230H141ZM163 231L165 232V236L162 234L163 233ZM193 231V232H192ZM202 231V232H201ZM235 231V232H234ZM241 233H240V232ZM245 231H246V233H245ZM253 231V232H252ZM256 232V234H254L255 232ZM91 232V231H90ZM89 232V233H90ZM125 232V233H124ZM134 232H132L133 234H134ZM197 233V235H199V236H196V233ZM198 232H201V233H198ZM203 232H205V233H203ZM234 232V233H233ZM236 232H239V233H236ZM249 232V233H248ZM86 234H87V232H85ZM88 233V234H89ZM122 233V234H121ZM127 233V234H128ZM136 233V232H135ZM167 233H168V235H167ZM176 233V232H175ZM186 233H187V235L189 236H187L186 235ZM194 233V234H193ZM224 233V234H223ZM229 233V234H228ZM232 235H231V234ZM248 233V234H247ZM264 233V232H263ZM85 234V235H86ZM103 236H102V235ZM116 234H117V236H116ZM119 234V235H118ZM121 234V235H120ZM124 234V235H123ZM159 234H160V236L162 237L161 239L160 238H158V236H159ZM163 236H162V235ZM185 236H184V235ZM233 234H235V236H233ZM246 234V235H245ZM254 236H253V235ZM262 234V233H261ZM138 235V234H137ZM192 235V236H191ZM203 235V236H202ZM241 235V236H240ZM110 236V235H109ZM112 236H110V237H112ZM124 236V237H123ZM143 236V235H142ZM166 236H168V237H166ZM201 236V237H200ZM247 236V237H248ZM260 237H256V240H257V238H259L260 240H261V237H262V240H263V236L262 235H259ZM101 237H102V239H101ZM163 237H165V240H166V238H167V240L165 241H162V239H163ZM184 237L186 238V239H184ZM192 237H195V238H192ZM200 237V238H199ZM238 237V238H237ZM244 237V238H243ZM130 239V240H128V239ZM134 238V239H135ZM178 238H179V241H178ZM193 239V240H191V239ZM201 238H202V240H201ZM204 238V239H203ZM210 238H212V239H210ZM214 238H216V239H214ZM248 238H250V237H248ZM112 239V238H111ZM147 239V238H146ZM151 239H149V240H151ZM159 239H160V241H159ZM183 239V240H182ZM195 239H197V240H195ZM218 239H219V241H218ZM243 239L245 240V241H243ZM247 239V238H246ZM252 240H253V238H251ZM250 239V240H251ZM255 239V238H254ZM105 240V241H104ZM124 240H126L127 242H129L128 244H127V242L126 241H124ZM138 240V239H137ZM139 240H138V242H139ZM149 240H144L145 242H147L148 241V246H147V244L146 243H144V244H146V245H144L143 244V246H146V247H149V245L151 244V243H154L155 244V241H151V243H149L150 241ZM201 240V241H200ZM231 240H232V242H231ZM251 240V241H252ZM261 240V241H262ZM133 241H134V243H133ZM188 241V242H187ZM196 241H197V243H196ZM208 241V242H207ZM213 241V242H212ZM240 243H238V242ZM250 241V242H251ZM114 242V243H115ZM122 242H123V244H122ZM124 242H126V243H124ZM131 242V243H130ZM184 242V243H183ZM209 242H211V243H209ZM112 243V244H111ZM175 243H177V245L176 246H174V244ZM219 243L217 244V245H219ZM237 243H238V245H237ZM108 244V243H107ZM116 244V243H115ZM129 244H131V247H132V252H133V256H132V252H130L131 251V249L129 248L130 246H129ZM197 244V245H196ZM207 244V245H206ZM212 244V245H211ZM236 244V245H235ZM127 245H128V247H127ZM182 245V246H181ZM186 245V246H185ZM189 245V246H188ZM191 245H194V246H191ZM200 245V246H201ZM211 245V246H210ZM107 246V245H106ZM120 246V247H119ZM189 248H188V247ZM197 246V247H196ZM208 246H207V248H208ZM241 246V245H240ZM100 247H102V244H101V246ZM135 247H137V246H135ZM154 247V249H152ZM157 249H156V248ZM158 247L159 246H151V248L149 247V249L152 251H154L155 249L158 251ZM165 247V248H164ZM175 247V248H174ZM185 247V248H184ZM236 247H235V250H236ZM120 250H119V249ZM130 250H128V249ZM138 248H139V246H138ZM144 248V247H143ZM198 248V249H197ZM202 248V250L204 251V247H201ZM233 248V247H232ZM123 249V250H122ZM137 249V248H136ZM141 249V252L140 253H142L143 251H142V248H140ZM144 249H147V248H144ZM149 249H147V250H149ZM159 249H160V247H159ZM174 249V250H173ZM238 249H241V248H238ZM237 249V250H238ZM120 252H119V251ZM121 250H122V252H121ZM128 250V251H127ZM149 250V251H150ZM155 250V251H156ZM178 250V249H177ZM188 250V251H187ZM189 250H192V252L190 253V251ZM234 250V251H235ZM105 251H107L106 253H105ZM137 251V250H136ZM148 251V252H149ZM185 251V252H184ZM207 251V250H206ZM113 252H115L114 254H117L118 255V257H121L120 259L121 260H119V258H117L116 257V255L114 256V254H113ZM117 252V253H116ZM123 252L125 253L124 255H123ZM130 252V253H129ZM137 252H139V251H137ZM187 252H189V253H187ZM205 252V251H204ZM236 252V251H235ZM102 253V254H103ZM119 253V254H118ZM121 253H122V255H121ZM139 253V255H141ZM144 253H146L145 255H147V251H144ZM112 254H113V256H112ZM162 254V253H161ZM163 254L161 255V257H163ZM175 254H177V253H175ZM175 254H174V256H175ZM187 254H189V255H187ZM119 255H121V256H119ZM171 255H167V256H171ZM187 255V256H186ZM99 256L101 257L102 255L101 254H99ZM110 256H112V257H110ZM127 256V255H126ZM126 256H124V258H126ZM142 256V255H141ZM140 256V257H141ZM148 256V255H147ZM147 256H143V257H141V259H143V261H144V259H146L147 258ZM195 256V255H194ZM193 256V257H194ZM98 258V259H101V258H103V257H101V258ZM109 257H110V259H109ZM140 257H139V259H137V261L135 262L134 261V263L133 264H139L138 262L140 261L141 262V260H140ZM149 257V256H148ZM173 257V255L171 256V258L169 257V261L166 263V261H164V263L165 264H171V263H173V261L174 260H172V262H171V259H173L172 258ZM183 257V258H182ZM189 257V258H188ZM190 258L191 260L189 261V260H185L184 262H181V260H180V264L181 263H183V264H191L192 262H195V264H196V258L194 257V258ZM116 258H117V260H119V261H115L116 260ZM124 258H123V260H124ZM129 258H128V260H127V258L125 259V261H122L121 262V264H132V262L129 260ZM168 259V257H165V260H167ZM175 258V257H174ZM177 259H179L178 257H176ZM93 259V258H92ZM92 259H90V262L89 261H87L86 262V264H95V263H100L101 264V262H103V261H97L96 259H94V261H96V262H93L92 261ZM106 259H104V260H106ZM148 259V258H147ZM159 259L161 260V258L159 257L158 258V260L157 259H154V260H156V262H154V260H153V262H152V260H150V262H148L147 260H145V264H164V263H159L160 261H159ZM177 259H175V260H177ZM195 259V260H194ZM103 260V259H102ZM105 261L106 263L105 264H108V263H110L109 261ZM139 260V261H138ZM149 260V259H148ZM194 260V261H193ZM115 261V262H114ZM128 261V262H127ZM159 261V262H158ZM162 262H163V258H162V260H161ZM92 262V263H91ZM108 262V263H107ZM176 262V261H175ZM177 262V263H178ZM98 263V264H99ZM176 263V264H177ZM54 264V263H53ZM56 264V263H55ZM103 264H104V262H103ZM140 264H144V262L143 263H140ZM192 264H194V263H192ZM201 264H204V263H201Z\"/></svg>",
  "mask_w": 264,
  "mask_h": 264
}]
</instances>
